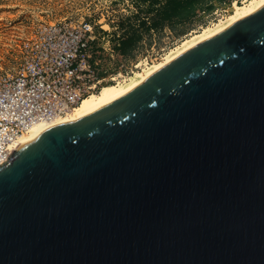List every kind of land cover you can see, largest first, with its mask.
I'll return each mask as SVG.
<instances>
[{
	"label": "water",
	"instance_id": "95a60500",
	"mask_svg": "<svg viewBox=\"0 0 264 264\" xmlns=\"http://www.w3.org/2000/svg\"><path fill=\"white\" fill-rule=\"evenodd\" d=\"M0 167V264H264V5Z\"/></svg>",
	"mask_w": 264,
	"mask_h": 264
},
{
	"label": "built area",
	"instance_id": "2783aa9c",
	"mask_svg": "<svg viewBox=\"0 0 264 264\" xmlns=\"http://www.w3.org/2000/svg\"><path fill=\"white\" fill-rule=\"evenodd\" d=\"M92 26L64 19L38 24L23 43L17 69L0 76V167L14 140L38 122L65 115L103 84L136 69L102 76L94 58Z\"/></svg>",
	"mask_w": 264,
	"mask_h": 264
},
{
	"label": "rangeland",
	"instance_id": "374dc122",
	"mask_svg": "<svg viewBox=\"0 0 264 264\" xmlns=\"http://www.w3.org/2000/svg\"><path fill=\"white\" fill-rule=\"evenodd\" d=\"M233 1L242 2L211 0L214 8L200 12L191 20L165 24L158 31L141 30L142 38L136 46L121 56L120 39L139 30L138 18L147 16L150 21L154 13L146 15L149 6L143 0H0V76L17 69L23 59V43L41 23L64 19L89 23L95 37L91 46L98 61L97 71L102 76H117L135 63L158 61L191 34L223 18ZM140 11L143 12L139 14ZM122 80L123 77L114 83Z\"/></svg>",
	"mask_w": 264,
	"mask_h": 264
},
{
	"label": "bare ground",
	"instance_id": "6f19581e",
	"mask_svg": "<svg viewBox=\"0 0 264 264\" xmlns=\"http://www.w3.org/2000/svg\"><path fill=\"white\" fill-rule=\"evenodd\" d=\"M263 5L264 0H242L240 4H238L236 1H233L223 18L219 19L216 23H212L201 28V31L191 34L189 38H185L175 48L171 49L163 57L161 56L162 58L158 61L156 60L149 63L147 60H144L138 63L136 65V69L132 71L131 75L128 77H123L121 82L103 84L97 92L90 93L88 96L84 97L78 105H76L65 115L57 116L50 121L35 123L28 132L21 134L14 140L10 146V155L12 156L15 152L28 144L31 140H33L36 136H38L50 126L64 121L73 120L82 114L91 111L125 93L134 85L143 80L146 76L172 60L174 57L189 47L205 38L216 34L234 20L257 10ZM112 80L114 82L116 81L115 78H112Z\"/></svg>",
	"mask_w": 264,
	"mask_h": 264
},
{
	"label": "trees",
	"instance_id": "16d2710c",
	"mask_svg": "<svg viewBox=\"0 0 264 264\" xmlns=\"http://www.w3.org/2000/svg\"><path fill=\"white\" fill-rule=\"evenodd\" d=\"M148 3L146 15L150 12H154L147 21V16L138 18V28L120 39L118 44V50L121 56H124L127 52H130L142 38L141 30L149 32L150 30L158 31L163 25H172L177 22H184L191 20L200 12L205 10H212L214 6L211 0H143ZM222 1V0H221ZM224 3L229 0H223ZM143 11H140L142 13ZM138 14V15H139ZM137 19V16H135Z\"/></svg>",
	"mask_w": 264,
	"mask_h": 264
}]
</instances>
